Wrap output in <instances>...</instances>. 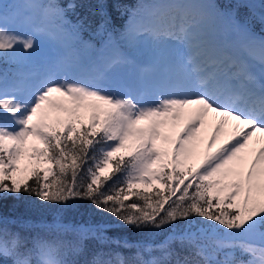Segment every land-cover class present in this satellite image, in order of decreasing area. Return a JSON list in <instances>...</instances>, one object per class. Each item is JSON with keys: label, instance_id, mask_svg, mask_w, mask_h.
Listing matches in <instances>:
<instances>
[{"label": "snow or ice", "instance_id": "6c2138e0", "mask_svg": "<svg viewBox=\"0 0 264 264\" xmlns=\"http://www.w3.org/2000/svg\"><path fill=\"white\" fill-rule=\"evenodd\" d=\"M152 7L132 11L121 35L133 49L141 38L151 42L156 75L122 89L105 74L76 75L72 65L43 60L42 38L79 40V26L65 19L56 0H0V63L14 66L0 70V199L25 193L66 207L88 200L123 225L171 230L159 243L98 236L134 251L128 257L100 252L86 264H264V37L253 32L254 23L264 31V3L173 0ZM37 17L50 30L38 27ZM215 20L245 41L251 59L206 39ZM124 62L118 57L107 67ZM25 67L35 70H19ZM209 117L219 123L194 166ZM229 125L230 135L215 147ZM256 133L261 136L250 143ZM30 138L43 147L30 145ZM154 184L166 192L156 191L154 202L133 192ZM129 195L143 203L125 205ZM194 217L214 222L213 235ZM214 225L226 231L217 235ZM33 245L20 252L19 234L9 238L4 229L3 264H77L55 258L47 242Z\"/></svg>", "mask_w": 264, "mask_h": 264}, {"label": "trees", "instance_id": "16d2710c", "mask_svg": "<svg viewBox=\"0 0 264 264\" xmlns=\"http://www.w3.org/2000/svg\"><path fill=\"white\" fill-rule=\"evenodd\" d=\"M153 1L155 0H56L61 7L65 8V19L71 25L79 26L80 44L85 42V45L89 44L91 48L95 47L96 42L100 39L114 34L121 36L129 23L132 11L137 10L141 5L145 9ZM215 2L221 7H227L234 4L236 0H215ZM246 2L260 5L264 3V0H246ZM69 4L74 5V7H67ZM254 11L258 13L260 8L257 7ZM240 12L247 15L249 9L241 8ZM256 24L259 25V23H254L253 28ZM255 33L264 37V32L255 31ZM78 50L81 53L84 52L85 58L88 52L87 47ZM74 62L77 65V57ZM4 69L14 70V66L0 63V70ZM199 160L195 161L199 162ZM156 191H162L163 194H166L159 184H154L152 188L140 186L133 189V192L152 196L153 202L156 199ZM179 194V192L176 193L177 196ZM5 195H7V199H0V235L3 234L4 229H7L9 238L12 234H19L22 241L19 251L22 253L33 248L35 240H41L53 247L55 250L53 254L57 259L75 260L77 264H86L92 260L95 254L100 252H119L128 257L134 251L117 247L116 244L110 242L102 243L97 238L98 236L128 240L132 243L141 241L159 243L171 231L170 229L138 230L123 225L110 213L97 209L88 200H72L66 207L61 204L42 202L35 196L25 193ZM175 198L174 196L173 199ZM133 201L143 203L138 197L129 195L128 199L124 200V204L128 205ZM193 219L199 222V228L214 224V222L205 221L199 217ZM177 223L180 226L185 224L183 221ZM214 226L219 227V225ZM89 229L91 231H88ZM209 232L212 233V231ZM74 245H79L82 250L79 253H74L72 251ZM218 258L222 259L223 257ZM244 258L247 259L248 257L245 256ZM0 264H3L2 258H0Z\"/></svg>", "mask_w": 264, "mask_h": 264}, {"label": "rangeland", "instance_id": "374dc122", "mask_svg": "<svg viewBox=\"0 0 264 264\" xmlns=\"http://www.w3.org/2000/svg\"><path fill=\"white\" fill-rule=\"evenodd\" d=\"M4 2L22 3L24 2V0H4ZM35 2H47V0H35ZM171 2H173V0H159L156 4H166ZM153 10L154 9H150V7L144 9V11H146L145 13L151 12ZM140 21L141 23L144 22L143 19H140ZM36 25L46 30H50L49 25L43 22L39 17H37L36 19ZM255 31L259 33L260 31L264 32L261 30V26L257 24L255 25V28H253V32ZM119 38L121 39V41L118 42H121L126 49L125 53H121L116 48L115 43ZM119 38H113V36H111L110 38H105V40L100 39L96 42V46L91 48L89 44L85 45V42L80 44L81 42L79 40L76 44V40H73L70 37H44L41 40L40 51L44 61H46L50 65H59L61 66V68L67 65V59L74 62L77 57V66L75 67V65H72L76 75L91 77L96 74H105L110 81L119 84L122 89H127L125 88L127 86L139 87L142 81L144 83L151 81L156 75V70L153 66L154 56L151 51V42L141 38L133 49L129 46L127 41L122 38V35H119ZM259 38L260 37H258L257 39ZM206 39L212 45L225 50L229 55H232L233 57L239 58V53H242L243 55H245V59H251L249 52L244 47L245 41H243L241 37L237 36L231 30L226 21L215 20L208 22ZM85 46L87 47L88 52L84 58V52L81 53L78 49L85 48ZM234 52H237V54H234ZM96 53H100V55L95 57ZM118 57L127 62L114 65L111 68L107 67V65L113 59ZM71 64L72 62L69 65ZM25 68L26 69L24 71H28L29 69L33 70V68ZM205 125L208 126V129L210 130L212 135L214 130L211 128L212 125L209 126L206 123ZM201 133L205 134V132L203 131ZM224 135L226 134H224V132L222 131L220 139L217 142L219 145L221 142H223L224 139H222L221 137H223ZM228 135H230V132L227 133V137ZM29 144H34L36 147H43V145L40 144L39 141H35L32 138L29 139ZM214 150L215 148L212 149V151ZM208 151V148L205 149V145L200 141L197 152H199V154L202 153L204 156ZM198 163V161H193L194 166ZM204 228L201 229L206 230L209 236L213 235L211 232H209L212 231L210 227L206 226ZM217 229H219L218 234L224 233L226 231L221 226L217 227Z\"/></svg>", "mask_w": 264, "mask_h": 264}, {"label": "bare ground", "instance_id": "6f19581e", "mask_svg": "<svg viewBox=\"0 0 264 264\" xmlns=\"http://www.w3.org/2000/svg\"><path fill=\"white\" fill-rule=\"evenodd\" d=\"M219 123V118L218 117H209V119L206 121V124H208L209 126H211L212 129H214L216 127V125ZM231 125L225 127L222 131L224 132V135L223 137H221L222 139L225 140V138H227V133L230 132L231 133ZM203 132H205V134L203 133H200V141L203 142V144L205 145V149H207V141L209 139V137L211 136V132L210 130L208 129V126L205 125L202 129ZM261 136L260 133H256L254 136H253V140L251 143H255V141ZM219 144L217 143V145L215 147H218ZM256 147H259V144H256ZM201 150V149H199ZM247 151V150H246ZM203 158V154L199 152H197V155H196V158L194 159L195 160H199V159H202Z\"/></svg>", "mask_w": 264, "mask_h": 264}]
</instances>
